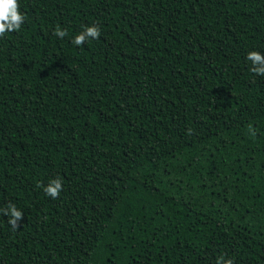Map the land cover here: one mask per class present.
<instances>
[{"label":"trees","instance_id":"obj_1","mask_svg":"<svg viewBox=\"0 0 264 264\" xmlns=\"http://www.w3.org/2000/svg\"><path fill=\"white\" fill-rule=\"evenodd\" d=\"M18 3L0 37V264H264V76L247 59L264 0Z\"/></svg>","mask_w":264,"mask_h":264},{"label":"clouds","instance_id":"obj_2","mask_svg":"<svg viewBox=\"0 0 264 264\" xmlns=\"http://www.w3.org/2000/svg\"><path fill=\"white\" fill-rule=\"evenodd\" d=\"M18 0H0V37H4L7 32L19 31L25 22V15L20 12ZM66 30H62L59 26L56 27L54 35L59 38H64L67 35ZM101 35L100 27L97 25L86 26L83 31L77 34L72 43L81 46L89 39H99ZM247 59L251 61L253 67L252 72L259 76H264V54L259 51H250ZM250 132L255 134V130L250 128ZM63 189V181L60 178L53 179L49 184L43 187L44 193L56 199L59 197ZM3 214L9 217L8 223L13 229H18L20 221L23 220V212L18 210L15 204L9 203L7 208L3 210ZM217 264H233L232 259L224 260L221 257Z\"/></svg>","mask_w":264,"mask_h":264}]
</instances>
